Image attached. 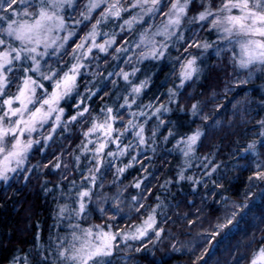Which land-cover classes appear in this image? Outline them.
<instances>
[{"label": "trees", "instance_id": "trees-1", "mask_svg": "<svg viewBox=\"0 0 264 264\" xmlns=\"http://www.w3.org/2000/svg\"><path fill=\"white\" fill-rule=\"evenodd\" d=\"M130 1L125 0L128 4ZM196 1L192 0L190 9L197 12L199 3ZM98 15L77 29L68 44L69 51L90 23H95ZM116 37L114 47L131 39L124 34ZM186 43L176 50H169L167 57L159 63L145 61L139 64L142 69L136 77L138 81H133L139 82L150 76L151 82L139 96L135 111L121 108L123 102L114 103L117 91L126 88L120 77L111 75L91 82L92 74L84 72L81 75L71 99L62 102L66 110L64 119L68 121L76 112L74 106L80 97L89 112L60 128L49 143L42 137L52 123L36 132L32 138L40 144L34 145L30 152L23 166L26 171L22 169L12 174L7 183L0 181V264H66L57 252L61 244L67 246L71 240L73 228L70 225L79 224L81 229L100 225L113 232L128 231L140 225L153 209L158 227L165 230L160 239L149 233L142 241L124 243L118 237L116 250L107 259V264H250L253 254L264 247V190L261 189L264 183L248 180L255 167L254 158L246 161L240 154L248 142L259 139L261 128L257 122L264 120L262 84L249 81L238 85L239 70L230 53L224 51L218 57H208L205 72L179 88L175 85L179 62L188 51L194 55L199 53ZM69 51L59 59H51L50 63L55 62V67L65 64L58 73L69 68ZM113 55L111 49L102 56L96 66L99 68L96 76L112 68ZM25 66H30V62ZM123 68L130 71L129 66ZM21 74L19 68L10 74L9 95L16 92L20 83L17 77ZM116 86L118 90H115ZM49 87L45 88L49 90ZM169 87L179 92L173 103H169ZM193 103H198L200 109L197 116L191 114ZM149 104L153 107H147ZM160 104L171 111L162 110L158 119L153 113ZM107 107H112L114 114L120 117L115 124L120 131L114 133L119 137L120 147H130L124 156H119L117 145L109 143L102 154L104 165L96 173V186L92 188L88 210L81 217L71 211L61 216L60 206L78 207L76 193L82 187H90L85 178L96 161L94 153L84 148L85 145L89 149L95 148L97 139L102 137L94 134L85 137L83 133L94 118L104 119ZM141 110L146 115H131V112L139 114ZM129 119L145 125L146 144H138L135 136L138 129L127 126ZM161 119L165 121L163 125ZM197 128L204 135L195 153L185 157L176 147V141ZM170 129L174 135L165 141ZM89 139L92 144H88ZM109 151L117 152V156H108ZM261 152L264 153V148ZM76 156L80 157L79 162ZM134 156L136 159L132 160ZM57 157L60 158V169L52 167ZM261 159L264 160V156ZM130 161L131 167L123 175L118 174L117 168ZM217 165V171L208 176L207 173ZM181 170L185 177L192 176L200 182L180 180ZM138 180L143 181L139 189L134 187ZM213 180L217 183L213 184ZM133 196L138 199L133 201ZM116 201L119 211L114 207ZM243 204L249 205L244 216L240 215ZM234 213L233 224L223 230L217 227ZM217 232L219 235L213 238L212 234ZM136 248L141 251L137 252Z\"/></svg>", "mask_w": 264, "mask_h": 264}, {"label": "snow or ice", "instance_id": "snow-or-ice-1", "mask_svg": "<svg viewBox=\"0 0 264 264\" xmlns=\"http://www.w3.org/2000/svg\"><path fill=\"white\" fill-rule=\"evenodd\" d=\"M18 2L24 6L23 9L25 11H18L14 7ZM161 2L162 0H134L131 7H139L140 12L125 19L120 26L121 29L123 30L125 25L131 27L135 22L141 20L145 14L158 11V6L161 5ZM190 2L191 0H171L168 11L165 13L168 17L167 23L156 34L169 36L171 34L170 29H178L183 22V18L188 14ZM75 4L76 0L75 3L74 0H38L36 11L28 12L26 9L32 6L31 0H0V22L7 24L5 29L7 39H5L4 33H0V98H2L0 99V181L7 183L12 179V174L23 169L34 145L40 144L39 140L32 138V134L37 131L39 125L47 123L55 114V120L48 135L42 137L45 142L52 140L53 133L61 125L65 113V109L60 104L76 91L77 79L81 69L85 67L82 57L91 55L94 49H98L101 53H107L110 46L116 42L115 34L109 35L106 32L103 34L108 38L103 42H97V37L101 35L100 25L106 23L110 18L120 19L127 9L120 5L119 0H88L86 11L80 12L84 20H91L93 12L101 8L102 5L104 7L99 13V18L91 25V30L75 46L76 49L81 50L82 55L76 56L75 63H72L68 70L59 76H57L56 71H50L49 75L41 73V58L48 55V49L56 47L59 41H63V43L59 44V47L63 48L74 34L73 31L69 30L67 36L54 35L56 32L65 30L67 26L64 15L65 5L73 8ZM234 10L237 11L234 12ZM21 17H30V19ZM195 19L201 22H208L213 29L217 30L219 40L226 42L229 46L236 44L239 47V56L236 58V63L240 69L247 71V76L239 79L237 81L238 84L249 83L250 80L255 78L257 71L264 72V39H257V37L264 38V2L262 0H223L217 8H213L211 3H208L197 14ZM75 23L79 24L81 21L77 20ZM234 36L238 39L233 40ZM145 41H147L145 44L146 51L140 53L141 58L161 59L165 56L167 51L166 44L157 46L154 39L149 40L142 33L141 42ZM41 45H43L44 51H40ZM205 46L207 47V43H205ZM196 47H200V44H196ZM115 51L119 53L127 51V49L116 48ZM217 55H219V51ZM197 59V56L192 55L180 65L179 88H183L186 81L192 80L194 76H198L201 72ZM28 62H30V66H25ZM17 68L22 73L17 77L20 83L16 93L9 95L6 93V88L11 82L10 74ZM137 72H139V69L134 67L131 72L120 68L118 72L109 73L110 76L115 74L125 82V92L127 94L123 96L121 108L127 107L131 109L136 103V98L141 95L145 88L146 78L141 79L139 82H134L131 79ZM37 76L42 80L51 81V91L45 88L41 80L36 78ZM37 89L44 90L43 97L38 102L39 106L30 108V105H34L37 102ZM168 93L169 103L175 102L179 96L177 89H169ZM91 95H95V93H91ZM130 96L132 99H129ZM17 103L19 106H14ZM83 104L84 99L80 97L79 103L76 105L77 111L68 118L65 127H67V123L75 122L89 112L87 106L81 108ZM147 107L152 108L153 105L149 104ZM162 110L163 112H170L171 108L160 104L159 107H155L153 115L159 118ZM181 110L183 111V109ZM191 114L193 116L200 114L198 103L191 105ZM131 115L135 117L137 113L131 112ZM139 115L144 116L146 113L141 110ZM119 118L118 115L114 114L112 107H107L104 119L101 121L98 118H94L91 126L83 133L85 137H91L93 134H98L102 137V139H97L95 148L89 149L87 145L84 148L85 151L94 153L96 161L95 167L88 169L89 175L85 178L89 181L90 187H82L76 193V204L78 207L69 209L67 204L61 205L59 213L61 216L71 211L77 217H81L88 210L87 204L91 202L93 195L92 188L96 186V173L100 172L104 165L102 154L109 143L117 145L119 156H124L127 153L130 145L120 147L119 137L114 136V133L120 131L115 127V123ZM204 119L207 120L208 117L205 116ZM164 123L165 121L161 119L160 124L163 125ZM216 123L219 124V121L217 120ZM257 123L261 128L259 139L248 142L247 146L241 150L240 158L246 161L254 158L252 162L255 167L248 180L250 182L264 183V160L261 159L264 156V153L261 152V148H264V120H260ZM127 126L138 129L135 131L138 144H146L144 124H136L133 119H129ZM154 134L155 132H153ZM120 135H123V132H120ZM173 135L174 133L170 129L168 136L164 137L165 141L168 140L169 136ZM203 135L204 132L197 128L191 134L181 136L176 141V147L179 148L185 157H188L190 154L195 153L196 146ZM88 144H92L91 139L88 140ZM107 155L115 158L117 152L109 151ZM75 159L79 162L80 157L76 156ZM135 159V156L132 157V160ZM56 161V163L52 164V167L60 169V158L57 157ZM129 167H131V161L123 167L117 168V173L123 175ZM218 167V165L213 166L207 175L211 176L217 171ZM23 170L26 171V169ZM27 178L26 176L25 179ZM179 179H187L197 184L200 182L199 180H194L192 176L185 177L183 170L179 173ZM142 183L143 181L138 180L135 182L134 187L139 189ZM212 183L216 184L217 182L213 180ZM137 199L135 196L132 197L133 201ZM114 207L116 211H119L118 201H116ZM244 207H247V205H244ZM100 211L103 213L104 209H100ZM235 216L236 213L228 218L226 223L217 225V227L222 230L228 228L229 225L233 224ZM70 227L73 228L71 240L67 246L61 244L57 252L58 257L63 258L66 264H107L106 258L111 257L116 250L118 237L122 242L127 243L129 240L142 241L149 236V233H152L159 240L165 231L157 225L155 209L134 230L113 232L105 230L100 225L81 229L79 224L70 225ZM93 227L97 230L93 231ZM216 235H219V233H213V238ZM136 251L139 252L141 249L136 248ZM250 264H264V247H261L253 254Z\"/></svg>", "mask_w": 264, "mask_h": 264}, {"label": "rangeland", "instance_id": "rangeland-1", "mask_svg": "<svg viewBox=\"0 0 264 264\" xmlns=\"http://www.w3.org/2000/svg\"><path fill=\"white\" fill-rule=\"evenodd\" d=\"M133 2H134V0H131L129 2V4H128L127 2H125V0H119L120 5L122 7H124L125 9H127V11H125L122 14L120 19L110 18L106 23H102L100 25L101 35H99L97 37V42L98 43L103 42L105 39L108 38L107 36H105L103 34L105 32L108 33L109 35L115 34V36H116L117 34H119V35L120 34H124L126 37H131V39L129 41H127V42H123L122 41V43H119L116 47H114L115 44H117L116 42H115V44L110 46L109 51L112 49L113 53H114L113 57H111L112 68L110 70L108 69L109 71H107V72H106V70H104V71L101 72V74L96 76V71L99 69L96 66L98 65V62L101 60V58H103L102 56H105L107 53H101V52H99L98 49H94L91 55L82 57L83 63L85 64V67L81 69V73H80L78 79L85 72L86 74L87 73L92 74L91 76H93V77L91 78V82H94V81H96L98 79L110 77V75H109L110 72L113 73V70L116 69V68L117 69H116L115 72H118L119 69L125 67V65L129 66V69H130L129 72H131L132 68H134V67L138 68L139 71H140V69H142L140 67L141 65L139 66V64L141 62L143 63L145 61H150V62L159 63V61H161L165 57H167V54H168L169 50H171V49L176 50L180 46H183V44L186 43V42L188 43V44L186 43V45H191L193 48L197 49L198 52H199L197 55H195L198 58L197 59V63L199 65L200 69H201V72L199 73V77L206 70V67H207V64H208V57H209V59H210V57H213V56L214 57L215 56L218 57L224 51H227V52L230 53V55H231V57H232V59L234 61V64L237 67V71L239 70V73H240L239 74V78H237L236 80H239L241 78H245L247 76V71L243 70V69H240L238 67L237 63H236V58L239 56V47L236 44H232L229 47V45L226 42L221 41V40L218 39L217 30L213 29L208 22H206V21L205 22H201V21H198L197 19H195L197 14L204 9L205 5H207L208 3H211L213 8H217V7H219L221 5L223 0H197L196 2L199 3V11H197V12L193 11V9H190L191 2H192V0H191V2L189 4V10H188L187 16H185L183 18V22L181 23V25L179 26L178 29L177 28L170 29V33L171 34L169 36H164L162 34H156V33L158 32V30L162 29L163 26L167 23L168 17H167V15H165V13L168 11V7L170 6L171 0H162L161 5L158 6L159 7L158 11H154L152 13L143 15V18L141 20H138L137 22H135L131 27H128L127 25H125L123 27V30H122L120 26L123 24V21L125 19H128L130 15H135V14L140 12L139 7H137V8H132L131 7ZM262 2H264V0H262ZM31 3H32V6L29 8V11L30 12H35L36 11V4L38 3V0H31ZM87 3H88V0H82V3L80 2V0H76V4H75V6L73 8H71V9H67L66 8L65 9L64 15H65V19L67 21V26H66L65 30L60 31L59 35L60 36L66 35L69 30L73 31L74 34L69 38L67 43H65L64 47L61 48L60 51L56 55H52V52H53L54 49H50L48 51V55L41 58L42 70H44V71H50V70L51 71H56L57 76L61 75L64 71L68 70L67 69V70L62 71L61 73H58L60 71V69L64 67L65 64L63 63L59 67H55L54 66L55 62L53 64H51L50 62H51V59H53V58L59 59V58L63 57V55L66 52L69 51L68 50L69 49L68 48V46H69L68 44L74 38L75 33L77 32V29L82 27L88 21H90V20H84L81 17V15H80V12L86 11ZM14 7L18 11L22 12L24 6L20 5L19 2H18L17 5H15ZM101 7H104V6L102 5ZM100 9L101 8H99L95 12H93L92 19H93L95 14H99L100 13V12H98ZM235 11H237V10H234V12ZM23 18L30 19V17H23ZM97 18H99V15L96 17V19ZM77 20L81 21V23L76 24L75 21H77ZM0 23L2 24L3 22H0ZM92 24H93V22L90 23V26L88 27V29L85 30L84 35L82 37H84L85 34L91 30V25ZM173 31L175 32L174 35L172 34ZM142 33L145 36H147V38L149 40L154 39L156 41L157 46H160L161 44H166L167 45V51H166L165 56L163 58L157 60V59H153L151 57H149L147 59H143V58L140 57V53L143 52V51H146L145 44L147 43V41L141 42V34ZM81 38L78 40V43L81 42ZM257 39H264V38L257 37ZM116 40H117V37H116ZM205 42L211 44L212 47L207 49V50L203 49L201 47V45L203 43H205ZM196 44H200V47H196ZM137 45H139V47H137ZM75 46H73L70 49L69 53H68V59H69L68 60L69 61V66L68 67H70L72 63H75V57L76 56H81L82 55L81 50L76 49ZM116 48L127 49V51H121V52L117 53L115 51ZM40 51H44V48H43L42 45L40 46ZM218 51H219V55H217ZM190 53H191V51L190 52L188 51L187 53H185L183 58H182L183 61L179 62V71H178V76H177L175 85H179V83H180V77H179L180 65L186 59H188L192 55H194L193 53L192 54H190ZM234 54H235V56H234ZM175 58H176V56H174V59ZM93 68H95V69H93ZM126 71H128V70H126ZM31 74H34V73H31ZM138 74H139V72H137L134 77H131V79L136 80L137 79L136 77H137ZM113 75H112V77L114 78L115 74H113ZM116 77H118V76H116ZM195 77L196 76H194L193 78H195ZM36 78L39 79L40 77L37 76ZM42 81L45 84V87L47 85L51 86V81H45V80H42ZM136 81H138V80H136ZM250 81H255V82H258V83L262 84L260 88H261V91L264 92V72L257 71L256 74H255V78L250 80ZM123 83L125 84L124 81H123ZM236 83H237V81H236ZM8 86H7V88H8ZM123 87H126V86L123 85ZM7 88H6V93H7ZM49 88H50L49 91H51V87H49ZM116 89L118 90L117 86L115 87V90ZM125 89L126 88H122L121 91H117V93H116V95H115V97L113 99L114 103L118 102L120 104L121 102H123L122 101L123 100L122 99L123 98L122 94L123 93H124V95L127 94L125 92ZM43 94H44V90L43 89H37V92H36L37 102L34 105H30V108L35 107V106H39L38 102L43 97ZM11 95H13V94H11ZM0 99H2V98H0ZM131 99H132V97H131ZM138 99H139V97L136 98V103L131 108V109H134V111H135V108L138 107V103H139ZM62 102L60 104L61 107H62ZM76 105L74 106L75 110L77 109ZM14 106H19V105L17 103ZM84 106H86L85 103L83 105H81V108L84 107ZM75 113H73L72 115H74ZM64 114H66V110H65ZM136 116H141V115L137 114ZM54 120H55V114L53 115L51 120H49L47 123L39 125L36 132H40L41 129L44 126H46L48 123H52L53 124ZM66 122H67V120H65L64 116H63L62 121H61V125L56 129L55 133L60 128L64 127ZM49 131H48V133H49ZM35 133H33L32 136ZM48 133H46L44 136L48 135ZM55 133H53V137H54ZM94 135H98V134H94ZM9 140H10V137H9ZM49 142L50 141H47V143H49ZM261 189L264 190V184H263V187ZM244 205H247V207H244ZM248 208H249L248 204H243V206H242V209H243L242 211L243 212L240 215L244 216V214L248 213ZM96 230H97L96 228H93V231H96ZM109 258L110 257L106 258V260L109 259Z\"/></svg>", "mask_w": 264, "mask_h": 264}, {"label": "clouds", "instance_id": "clouds-1", "mask_svg": "<svg viewBox=\"0 0 264 264\" xmlns=\"http://www.w3.org/2000/svg\"><path fill=\"white\" fill-rule=\"evenodd\" d=\"M74 3H75V0H74ZM31 6H29L27 9H26V11H28V12H30L29 11V8H30ZM65 8H67V9H71L72 7H69V6H67V5H65ZM23 11H25V9H23ZM21 18H23V17H21ZM191 22V21H190ZM7 28V24L5 23V24H2V25H0V33H4V35H5V37H7V34H6V32H5V29ZM175 29V28H174ZM59 33L60 32H56V33H54V35H59ZM172 34L174 35L175 34V32L173 31L172 32ZM68 35V32H67V34L66 35H64V36H67ZM60 36V35H59ZM64 36H61V37H64ZM236 39H238L237 37H233V40H236ZM60 43H63V41H59L58 43H57V46L56 47H50L49 49H48V51L50 50V49H54L53 50V52H52V55H56L59 51H60V47H59V44ZM206 43V42H205ZM205 43H203L202 45H201V47L203 48V49H205V50H207V49H209V48H211L212 47V45L211 44H209V43H207V47L205 46ZM43 46V45H42ZM230 47V46H229ZM157 60H159V58H157ZM41 73H43V74H46V75H49L50 74V71H44V70H42V68H41ZM150 82H151V77L149 76V77H147L146 78V83H145V88H147L148 86H149V84H150ZM169 89H172L171 87H169ZM168 89V90H169ZM74 93V92H73ZM72 93V94H73ZM71 94V95H72ZM67 99H71V96H69ZM159 119V118H158ZM157 131H158V129H157ZM155 132V131H154ZM155 135H156V132H155V134L153 135V142H155ZM100 209H103V206H101V208Z\"/></svg>", "mask_w": 264, "mask_h": 264}]
</instances>
